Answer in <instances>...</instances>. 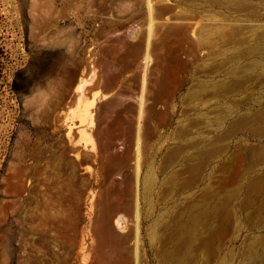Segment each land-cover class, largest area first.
<instances>
[{"label":"rangeland","instance_id":"rangeland-1","mask_svg":"<svg viewBox=\"0 0 264 264\" xmlns=\"http://www.w3.org/2000/svg\"><path fill=\"white\" fill-rule=\"evenodd\" d=\"M40 229L44 264H264V0H0V264Z\"/></svg>","mask_w":264,"mask_h":264},{"label":"crops","instance_id":"crops-1","mask_svg":"<svg viewBox=\"0 0 264 264\" xmlns=\"http://www.w3.org/2000/svg\"><path fill=\"white\" fill-rule=\"evenodd\" d=\"M68 5H71V7L75 6V4L72 2ZM85 7L88 10H95V8H93L90 3H85ZM78 24L79 23H77V25ZM48 232L49 231H46L45 229H40L34 233V237L30 245V251L32 252V257H30V260L33 264H38L40 262L44 264L48 253L54 250V245L51 243ZM73 232L74 233H67L66 227L59 229L60 241L58 243V247L66 253L74 252L80 246L81 231L79 229H75ZM39 237H41V240Z\"/></svg>","mask_w":264,"mask_h":264},{"label":"bare ground","instance_id":"bare-ground-1","mask_svg":"<svg viewBox=\"0 0 264 264\" xmlns=\"http://www.w3.org/2000/svg\"><path fill=\"white\" fill-rule=\"evenodd\" d=\"M151 21H150V24H149V28H150V31H151V28H152V25H153V19L151 18L150 19ZM138 32H139V30L136 28V30H135V32H134V34L132 35V37H136L137 35H138ZM149 43V42H148ZM148 45V44H147ZM146 45V46H147ZM149 46H147V48H146V52H145V54H146V56H145V58H147L148 56H149ZM144 54V55H145ZM145 61V60H144ZM146 62V61H145ZM117 223H118V225H120L121 227H124L125 226V220L124 219H122V218H120V217H118L117 218Z\"/></svg>","mask_w":264,"mask_h":264}]
</instances>
